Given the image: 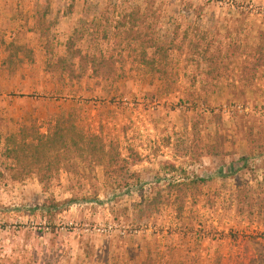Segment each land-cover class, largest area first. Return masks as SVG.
Returning a JSON list of instances; mask_svg holds the SVG:
<instances>
[{
  "label": "rangeland",
  "instance_id": "374dc122",
  "mask_svg": "<svg viewBox=\"0 0 264 264\" xmlns=\"http://www.w3.org/2000/svg\"><path fill=\"white\" fill-rule=\"evenodd\" d=\"M131 15L174 43L166 78L126 38ZM70 40L113 58L115 77L48 72ZM2 41L27 46L34 60L10 75ZM209 47L237 51L216 84L205 76ZM261 51L264 0H0V264H264V69L249 86L241 79ZM60 117L141 162L121 177L99 168L76 190L64 172L47 192L36 176L15 181L6 139L30 123L46 134ZM174 180L188 185L183 210ZM241 190L250 204L239 203ZM96 192L103 203L40 210Z\"/></svg>",
  "mask_w": 264,
  "mask_h": 264
},
{
  "label": "trees",
  "instance_id": "16d2710c",
  "mask_svg": "<svg viewBox=\"0 0 264 264\" xmlns=\"http://www.w3.org/2000/svg\"><path fill=\"white\" fill-rule=\"evenodd\" d=\"M136 16H130L131 25L126 32V38L141 45L143 64L149 68L154 77L162 80L167 75L166 67L169 63L170 52L176 47L173 42L158 39L148 21L147 27H143ZM38 22L41 37L49 40L51 26L42 18ZM1 44L7 53L3 67L10 75H15L26 60L31 62L34 60V53L25 45L5 41ZM236 56L237 51L227 55L223 48L216 52H212L211 47L207 48L204 53L207 83L216 84L223 80L229 73L228 63ZM261 69H264L263 51L254 57L251 63L243 67L241 79L248 82L249 86ZM47 70L50 73L59 72L71 82H81L88 72H91L96 79L109 80L116 75V62L113 58L84 54L81 49L77 48L76 43L70 40L67 43V55L49 64ZM251 147L258 148L255 138H252ZM2 155L8 162L7 170L14 176L15 181L36 176L46 192L61 181L63 172L68 175L70 188L76 190L86 180L96 181L99 168L105 171L107 177H121L130 167L141 162L138 154L132 152L128 158L124 157L116 142H108L97 135H86L78 129L73 120L65 117L57 119L46 134L41 133L34 123L22 126L18 134L6 139ZM170 166L174 170L177 168L176 165L170 164ZM134 176L139 177L137 174ZM219 176L222 175L219 174ZM200 181L204 183L206 179H200ZM169 186L176 194L180 208L183 210L188 185L174 180L169 182ZM237 196L239 203L249 202L250 204L249 192L241 190L238 191ZM83 202L103 203L99 199V193L96 192L94 197L81 199L73 196L63 203L52 199L47 201L40 210L62 212Z\"/></svg>",
  "mask_w": 264,
  "mask_h": 264
}]
</instances>
